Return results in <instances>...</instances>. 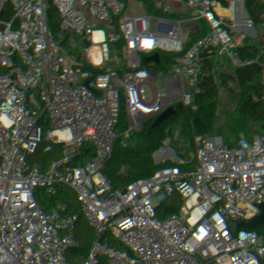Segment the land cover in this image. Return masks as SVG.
<instances>
[{
    "label": "built area",
    "instance_id": "built-area-1",
    "mask_svg": "<svg viewBox=\"0 0 264 264\" xmlns=\"http://www.w3.org/2000/svg\"><path fill=\"white\" fill-rule=\"evenodd\" d=\"M35 1L0 0V44L21 38L17 15L31 11ZM77 1L79 7L86 8L83 0ZM168 1L128 0L105 19V28L98 23L93 26L95 18L88 11L64 12L58 26L69 20L79 25L24 45L0 63V264H81L82 232L89 254L83 264H92L125 238L152 234L162 221V184L166 180L187 186L197 197L217 191L200 187L197 178L202 175L176 142L178 130L136 114L132 102H156L158 113L173 108L183 121L191 117L202 129L225 109L223 104H211L215 70L203 64L189 29L181 26L188 0L171 16L172 27L159 32L164 50L159 75L176 76L190 69L195 60V78L177 87L157 84L153 89L154 83L145 79L141 66L131 64L129 78L136 89L124 93L122 82L127 76L116 69L121 57L114 48L118 31L154 28L153 18L140 16L138 9L146 3L154 10ZM231 1L234 16L228 44L251 66L248 43L240 31L255 29L261 14L258 0ZM261 39L264 51V25ZM61 94L70 110H66ZM126 99L133 109L130 117L115 107ZM95 121L122 144H86L91 129L102 130L93 125ZM133 133L144 135L149 145L135 147ZM11 139L19 150L16 162L9 151ZM227 147L222 144V158ZM161 150L167 151L170 161L145 179L146 155ZM208 153L212 155L211 150ZM121 181L134 184L128 201L113 199L115 191H104L115 182L121 191ZM221 185V228L229 238L221 264H248L262 252L261 247L243 237L227 185L223 180ZM46 194L51 198H45ZM118 208L120 216L115 213Z\"/></svg>",
    "mask_w": 264,
    "mask_h": 264
},
{
    "label": "crops",
    "instance_id": "crops-1",
    "mask_svg": "<svg viewBox=\"0 0 264 264\" xmlns=\"http://www.w3.org/2000/svg\"><path fill=\"white\" fill-rule=\"evenodd\" d=\"M83 1L86 8L79 7L77 0H69L65 13L68 14L74 9L83 13L88 11L95 18L93 26L98 23L101 28H105V19L112 15L116 6L123 7L128 0ZM57 4V0H36L31 11L20 12L17 15V21L23 25L26 32L24 35L21 34V37L34 36L40 33L56 14ZM156 9L150 10L145 3L138 9V14L152 17L155 25ZM233 9L234 4L231 0H188L181 26L189 29L203 64L213 67L215 70L210 86L212 99L214 96L218 100L217 104H223L229 112H233L239 117V131L236 135L230 136V144L241 143L246 153V160L231 174L225 173L224 158L220 153L212 152V155H209L208 150L211 149L205 137V128L202 129L195 122L193 126H186L183 122L181 123L189 133L188 136H184L178 131L176 142L184 148L185 156L195 168L200 170L201 175H204L205 172L210 175H223L232 210L243 237L248 243L259 245L262 250L248 264H264V78L258 74L252 65L249 66L241 60L235 49L228 44V29L234 16ZM48 13H51V16L44 26L31 30L37 22L48 17ZM167 18H171V16ZM71 21L69 26L79 25L78 21ZM76 32L75 30L72 33ZM248 32L250 31L242 29L240 35L243 37ZM97 35L99 36L98 33ZM196 66L198 67V63L194 60L190 69L192 73L197 72ZM161 102L164 105L167 104L165 100ZM188 118L190 117L186 119ZM91 133L100 138L98 142L94 143L109 140L102 130L91 129L88 134ZM133 135L137 140L133 143L135 147L149 145L144 140V135L137 133H133ZM86 144L93 143H89L87 138ZM160 156L159 151L146 155L143 164L145 175L151 165L159 160ZM225 174L226 176H224ZM173 188L175 198L180 205H187L184 206L186 210H178L179 214L186 216L187 213L194 211L189 206L192 199L189 188L178 183L173 184ZM181 215L179 217L180 235L187 229L195 232L197 224L182 225ZM196 235L197 231L188 245L194 244Z\"/></svg>",
    "mask_w": 264,
    "mask_h": 264
},
{
    "label": "trees",
    "instance_id": "trees-1",
    "mask_svg": "<svg viewBox=\"0 0 264 264\" xmlns=\"http://www.w3.org/2000/svg\"><path fill=\"white\" fill-rule=\"evenodd\" d=\"M184 0H169L161 4L156 9L155 25L152 29L134 30L126 29L118 31L114 48L120 51L121 57L117 63V70L126 73V79L122 82V91L132 92L136 89V84L129 78L130 65L138 64L144 70V77L147 81L154 83L153 89L157 84L165 87H177L180 84L191 81L196 77L197 72H191L185 69L176 76L158 75L162 66L164 50L160 49L159 32L163 29L172 27L173 22L168 16H172L180 8ZM261 14L256 21V27L246 33L243 38L248 42L246 53L250 58L251 65L257 70L258 74L264 78V51L262 47L261 28L264 25V0H258ZM61 99L66 107L70 110L66 97L61 94ZM214 96L211 104H217ZM135 112L138 115L146 117L150 122L167 123L171 122L177 116L173 108L165 112L158 113L155 111L156 102L142 99L132 100ZM115 107L126 117L132 114V105L130 100L117 102ZM93 125L101 128L105 134H108L105 128L98 125L95 121ZM176 129L184 136H188V131L182 124H178ZM239 131V117L226 108L213 121L205 124V137L214 153H222L224 150L222 144H228L223 166L225 173L231 174L246 160L244 147L239 142L230 144V136L236 135ZM112 136V134H108ZM9 151L14 162L19 160V150L14 139L9 142ZM161 154L159 160L151 165L145 175L149 178L154 172L166 165L170 157L166 150L159 151ZM81 176V172L79 173ZM226 176V174L224 175ZM200 187L203 190L217 189L208 195L197 197L192 193L190 207L197 213L199 219L197 222V235L194 244L187 248L185 257L180 261L177 259V246L180 237V220L178 210H186L184 206L175 198L173 184L177 181H165L162 184V221L154 226L150 236L137 237L136 242L128 249L123 251L120 256H112L115 247L105 251L100 261L92 264H221L228 250L227 245L229 238L227 233L221 228L222 213V174L210 175L205 172L204 175L197 178ZM134 184L121 181V191L113 195V199L128 201L132 197ZM191 192V191H190ZM110 197L111 194H105ZM159 248L160 253L155 255V249ZM88 249L84 233L81 235V245L78 258L81 264L88 259Z\"/></svg>",
    "mask_w": 264,
    "mask_h": 264
},
{
    "label": "water",
    "instance_id": "water-1",
    "mask_svg": "<svg viewBox=\"0 0 264 264\" xmlns=\"http://www.w3.org/2000/svg\"><path fill=\"white\" fill-rule=\"evenodd\" d=\"M68 1L69 0H61L56 14L54 15V17L50 20V22L45 26V28L40 33H38L37 35H34V36L16 38V39H12L10 41L1 43L0 49L11 47V46H18V45H20V46L30 45V44H34V43H37V42L43 40L50 32L54 31L57 28V26L59 25L60 20H61L64 12L66 10ZM159 48L162 49L163 47L160 46ZM182 122L186 126H193L195 124L194 120L191 117L188 119H185L183 121L182 115L180 113H178L173 121L167 122V123H165V125L171 129H176L178 124H181ZM205 143H206V140H205ZM45 174H48V173L46 172ZM104 191L105 192L115 191L118 193L120 191L119 182H115L112 185L106 186L104 188ZM44 197L47 199L51 198V196L49 194L44 195ZM45 214L48 215V210L45 212ZM137 237H143V236H142V234H139L136 237L129 236V237L125 238L120 244H118L115 247L112 256L113 257L114 256H120L123 251L128 249L131 245H133L136 242ZM159 253H160V249L156 248L155 249V255H157Z\"/></svg>",
    "mask_w": 264,
    "mask_h": 264
},
{
    "label": "rangeland",
    "instance_id": "rangeland-1",
    "mask_svg": "<svg viewBox=\"0 0 264 264\" xmlns=\"http://www.w3.org/2000/svg\"><path fill=\"white\" fill-rule=\"evenodd\" d=\"M60 2L61 0H57V9L60 5ZM48 17H46L45 19L43 20H40L39 22H37L32 28L31 30L35 29V28H38V27H43L44 24L48 21V18L51 16V13H48L47 14ZM50 22V21H49ZM48 22V23H49ZM71 20L67 21L65 24H63L62 26H58L54 31L50 32L45 38L44 40L46 39H49L51 36H53L54 34L57 33V31H59L60 29H65L67 26H69L71 24ZM34 23V22H33ZM47 23V24H48ZM46 24V25H47ZM45 25V26H46ZM22 26V32L20 33V35H24L26 34L25 30L23 29V25ZM44 26V28H45ZM43 28V29H44ZM30 31V29H29ZM22 49V46L18 45V46H11V47H7V48H2L0 49V63L5 61L6 59L16 55L17 53H19ZM92 120H90L89 124L86 126V128H88L91 124ZM92 134V133H91ZM89 135L88 136V142L89 143H94V142H98L99 141V137H96L94 136L93 134L92 135ZM108 134H111L110 132H108ZM107 135V139H109L107 142L110 143V145L112 144H122L121 141H117L116 139H114L113 135L110 136V135ZM117 200H120V199H117ZM116 215L120 216V208L116 209L115 211ZM188 219H193V220H188ZM198 215L195 211H191L189 213H187V215H181V223L182 225H185V226H188V225H191V224H197L198 222ZM184 228V227H183ZM197 231V229H196ZM195 231V232H196ZM194 230H191L189 231L188 229L186 231H184L180 237H179V242H178V246H177V259L180 261L181 259H183L185 257V254H186V251H187V248L190 246V244L188 245V243L191 241L190 239L193 238L192 236L194 235ZM105 253V252H104ZM104 256V254H103ZM5 257V256H4Z\"/></svg>",
    "mask_w": 264,
    "mask_h": 264
},
{
    "label": "bare ground",
    "instance_id": "bare-ground-1",
    "mask_svg": "<svg viewBox=\"0 0 264 264\" xmlns=\"http://www.w3.org/2000/svg\"><path fill=\"white\" fill-rule=\"evenodd\" d=\"M60 163L59 162H56V165L58 166Z\"/></svg>",
    "mask_w": 264,
    "mask_h": 264
}]
</instances>
